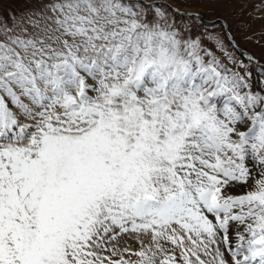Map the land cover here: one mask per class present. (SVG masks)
<instances>
[{
	"label": "snow or ice",
	"instance_id": "1",
	"mask_svg": "<svg viewBox=\"0 0 264 264\" xmlns=\"http://www.w3.org/2000/svg\"><path fill=\"white\" fill-rule=\"evenodd\" d=\"M22 2L0 12V264H264V81L146 0Z\"/></svg>",
	"mask_w": 264,
	"mask_h": 264
},
{
	"label": "rangeland",
	"instance_id": "2",
	"mask_svg": "<svg viewBox=\"0 0 264 264\" xmlns=\"http://www.w3.org/2000/svg\"><path fill=\"white\" fill-rule=\"evenodd\" d=\"M148 4H155L165 13V16L175 26L184 31L190 29L191 38L199 36L203 46L213 51L223 62L228 63L227 56L217 49V42L223 43L228 55L237 62L248 64L254 76L256 90H260L264 77L259 75L264 66L244 59L230 44L226 37L221 21L228 25L233 38L239 46L248 51L258 61L264 64V10L254 11L253 5H259L261 0H224V2H210V0H146ZM25 5L22 0H2L0 12L7 19L10 14L17 13ZM179 11H182L181 13ZM213 20L212 22L208 21ZM188 36V33H184ZM231 67V64L228 65ZM264 94V93H262ZM135 247V243L133 242Z\"/></svg>",
	"mask_w": 264,
	"mask_h": 264
}]
</instances>
